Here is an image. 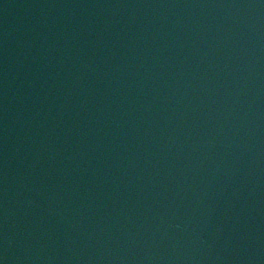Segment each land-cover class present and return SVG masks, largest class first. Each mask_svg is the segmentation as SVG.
Instances as JSON below:
<instances>
[{
	"label": "water",
	"instance_id": "1",
	"mask_svg": "<svg viewBox=\"0 0 264 264\" xmlns=\"http://www.w3.org/2000/svg\"><path fill=\"white\" fill-rule=\"evenodd\" d=\"M0 264H264V0H0Z\"/></svg>",
	"mask_w": 264,
	"mask_h": 264
}]
</instances>
